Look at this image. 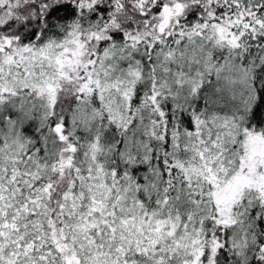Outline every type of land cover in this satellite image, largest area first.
Here are the masks:
<instances>
[{
    "label": "snow or ice",
    "instance_id": "obj_1",
    "mask_svg": "<svg viewBox=\"0 0 264 264\" xmlns=\"http://www.w3.org/2000/svg\"><path fill=\"white\" fill-rule=\"evenodd\" d=\"M0 264H264V0H0Z\"/></svg>",
    "mask_w": 264,
    "mask_h": 264
}]
</instances>
